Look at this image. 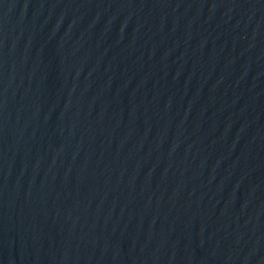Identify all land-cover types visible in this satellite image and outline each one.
I'll return each instance as SVG.
<instances>
[{
	"label": "water",
	"instance_id": "obj_1",
	"mask_svg": "<svg viewBox=\"0 0 264 264\" xmlns=\"http://www.w3.org/2000/svg\"><path fill=\"white\" fill-rule=\"evenodd\" d=\"M0 264H264V0H0Z\"/></svg>",
	"mask_w": 264,
	"mask_h": 264
}]
</instances>
